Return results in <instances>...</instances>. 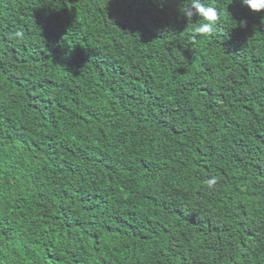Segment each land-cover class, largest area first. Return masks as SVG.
I'll return each mask as SVG.
<instances>
[{"label": "trees", "instance_id": "1", "mask_svg": "<svg viewBox=\"0 0 264 264\" xmlns=\"http://www.w3.org/2000/svg\"><path fill=\"white\" fill-rule=\"evenodd\" d=\"M182 2L0 0V264H264V12Z\"/></svg>", "mask_w": 264, "mask_h": 264}, {"label": "clouds", "instance_id": "2", "mask_svg": "<svg viewBox=\"0 0 264 264\" xmlns=\"http://www.w3.org/2000/svg\"><path fill=\"white\" fill-rule=\"evenodd\" d=\"M239 2L252 13L264 12V0H239ZM178 11L187 20L194 16L201 18L203 22L198 24L193 31L204 36L213 35L217 30L218 21L221 19L220 10L215 5L208 3L207 0H183ZM261 24L264 25V17H262ZM239 26L246 27L247 20L241 19ZM206 183L209 188H212L216 185L217 180L212 177Z\"/></svg>", "mask_w": 264, "mask_h": 264}]
</instances>
